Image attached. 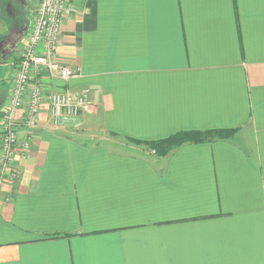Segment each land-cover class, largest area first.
<instances>
[{
  "label": "crops",
  "instance_id": "obj_1",
  "mask_svg": "<svg viewBox=\"0 0 264 264\" xmlns=\"http://www.w3.org/2000/svg\"><path fill=\"white\" fill-rule=\"evenodd\" d=\"M38 1L0 0V128ZM71 6L58 52L81 74L28 85L46 96L20 124L32 144L5 183L0 264H264V0ZM53 86H89L91 104L54 119ZM236 127L160 158L109 143Z\"/></svg>",
  "mask_w": 264,
  "mask_h": 264
},
{
  "label": "built area",
  "instance_id": "obj_2",
  "mask_svg": "<svg viewBox=\"0 0 264 264\" xmlns=\"http://www.w3.org/2000/svg\"><path fill=\"white\" fill-rule=\"evenodd\" d=\"M71 10V0H39L33 12L24 50L13 71L0 128V203L10 200L4 188L7 180L15 181L19 177V169L15 167L17 159L27 158L30 152L32 140H20V124L33 127L38 123L46 96L45 88L39 82L29 89L30 81L40 74L51 83L55 79L68 82L81 74L80 66L64 60L58 52L64 19ZM91 97L89 86L78 91L53 86L49 95L53 118L80 116L91 104ZM26 101L23 117L19 118L18 111Z\"/></svg>",
  "mask_w": 264,
  "mask_h": 264
},
{
  "label": "trees",
  "instance_id": "obj_3",
  "mask_svg": "<svg viewBox=\"0 0 264 264\" xmlns=\"http://www.w3.org/2000/svg\"><path fill=\"white\" fill-rule=\"evenodd\" d=\"M240 127L230 129H210V130H186L173 134L165 139L155 141H142L134 138H126L129 143L148 147L151 151H155L157 157H163L171 153L176 148L185 143H203L214 140H229L236 135ZM115 136L118 134L112 133ZM58 237L60 235H54Z\"/></svg>",
  "mask_w": 264,
  "mask_h": 264
},
{
  "label": "rangeland",
  "instance_id": "obj_4",
  "mask_svg": "<svg viewBox=\"0 0 264 264\" xmlns=\"http://www.w3.org/2000/svg\"><path fill=\"white\" fill-rule=\"evenodd\" d=\"M7 74H8V72L6 71V69L0 68V78H3L5 75L7 76ZM100 134L102 135L103 132H100L99 135H98V137L100 136ZM233 136H235V135H233ZM233 136L230 138V140L233 138ZM104 141L107 143L108 142V139H104ZM114 141H117L118 142V143H116L117 145L120 144V145H122L124 147L125 146H127V147H136L134 144L129 143L127 140H124V139H122L120 137H118V139H115V138H112V137H111V139H109V143L111 142L114 145H116ZM138 149L148 150V148L146 146H141Z\"/></svg>",
  "mask_w": 264,
  "mask_h": 264
}]
</instances>
